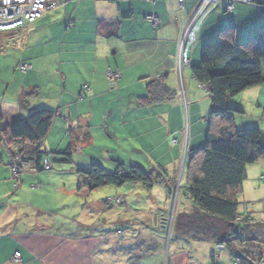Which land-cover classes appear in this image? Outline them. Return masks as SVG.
Wrapping results in <instances>:
<instances>
[{
	"label": "crops",
	"instance_id": "crops-1",
	"mask_svg": "<svg viewBox=\"0 0 264 264\" xmlns=\"http://www.w3.org/2000/svg\"><path fill=\"white\" fill-rule=\"evenodd\" d=\"M257 1L264 5V0ZM196 3L66 0L25 30L0 32V161L8 152L2 149L1 133L8 134L14 120L38 109L56 113L41 143L42 151L62 153L74 147L72 164H58L56 171L27 169L17 182L8 170L0 171V264H15V253L20 254L19 264H200L174 239L173 248L169 246L172 251L164 258L161 243L159 250L155 252L156 245L151 252L145 241L134 243L137 236L133 243L147 246L142 251L134 250L137 253L130 256L109 254L105 236L86 233V214L81 212L74 221L65 214L71 215L72 195L81 197L76 187L81 180L78 171L92 163L141 166L138 163L144 161L159 175L179 166L188 150L202 145L211 101L193 79L191 67L199 63L202 46L221 30L233 29L237 43L254 38L264 29V11L236 4L227 15L225 0L212 3L196 25V43L184 45L182 57L189 65L179 73L178 49ZM151 15L160 19L156 29L146 20ZM20 64L30 65L31 70L20 73ZM109 69L121 73L114 87L106 78ZM157 79L165 82L174 97L154 105L141 104L147 83ZM263 85L235 97L230 106L243 111V99L263 102ZM243 115L244 111L236 120ZM262 169L264 163H258L246 170V178ZM70 183H76V188ZM244 184L248 194L249 184ZM172 193L168 189V197ZM261 196L262 192L250 193L243 198ZM89 203L97 208L98 202ZM85 205L88 201L81 207ZM150 220L158 225L157 218Z\"/></svg>",
	"mask_w": 264,
	"mask_h": 264
},
{
	"label": "trees",
	"instance_id": "trees-1",
	"mask_svg": "<svg viewBox=\"0 0 264 264\" xmlns=\"http://www.w3.org/2000/svg\"><path fill=\"white\" fill-rule=\"evenodd\" d=\"M191 73L207 91L211 111L206 119L204 143L184 154L183 172L192 212L172 218L174 240L186 244L208 243L212 246V264L217 263L216 245L224 246V253L232 261L238 260V264H256V260L263 264L264 222L245 225L237 224L236 219L243 215L238 197L243 191L246 168L264 160V131L256 127L236 128V117L243 111L231 107L230 101L264 84V29L245 43L234 40L233 29L221 30L214 40L202 46L200 61L191 67ZM146 92L140 99L141 104L154 105L174 97L162 79L147 83ZM55 116L50 110H34L28 117L14 120L8 134L1 133V146L9 152L10 162L13 147L21 157L15 182L27 169L51 172L55 164H72L74 147L71 145L62 153H52L55 156L41 149ZM56 157L59 160L56 161ZM46 159L52 165L49 171L43 167ZM78 175L81 178L78 193L84 190L91 193L107 186L122 188L140 184L152 189L166 185L165 173L157 175L137 164L116 163L115 169L107 172L99 163H92L87 170H79Z\"/></svg>",
	"mask_w": 264,
	"mask_h": 264
},
{
	"label": "rangeland",
	"instance_id": "rangeland-1",
	"mask_svg": "<svg viewBox=\"0 0 264 264\" xmlns=\"http://www.w3.org/2000/svg\"><path fill=\"white\" fill-rule=\"evenodd\" d=\"M225 14L228 15V13ZM241 106L244 111V115L237 118L236 128L246 129L256 127L264 131V101L252 103V101L243 99ZM185 128L186 134L187 126H185ZM205 129L207 130L206 122ZM205 135L206 131L204 134L203 143L205 140ZM8 154L9 152H5L4 159H2V162L0 161V171L8 170L11 175L9 159L10 155ZM99 162V164L107 172H112L115 169V165L112 166L110 164L102 163V161ZM261 162L264 163V160L247 166L248 168H246V170L255 169L258 166V163ZM182 163L183 162L181 161L179 166L176 165L177 167L174 166L169 168L168 172L165 173L166 184L168 185L165 186L167 189L164 186L160 188L158 185L154 186L153 189H146L145 187L138 184L136 187L126 185L122 188L107 186L96 189L91 193H88L86 190H84L81 193V197L76 193L72 195L69 206L71 215H69L70 213H68V211L65 214L73 221L76 220L77 215H80L81 212H83V215L86 214L84 217L85 221L88 223L86 233L91 235L96 234V232H100V235L105 236V251L109 254H119L122 256L129 254L130 256V254L142 251L146 244L144 243L141 246L136 245L145 241L147 245H149L148 248L151 252L154 251L156 245L158 246L156 247L155 252L159 250L160 244L158 243H161L163 251L162 258H164L165 253L168 254V252L172 251L169 249V246L171 245V248H173L172 243L174 241L172 240L174 239V230L171 232L172 218H176L179 214L192 212L191 201L187 196L185 186L186 175L181 169ZM138 164H140V167H142L144 170L151 171V167L148 165V163L143 161L142 163ZM57 166L58 165L55 164V169L53 171L57 170ZM125 166L130 165L125 164ZM154 168L158 169V167ZM263 176L264 169H262L256 176L251 175L248 177L247 174V178L243 182V191L238 197V202L241 203L240 211L242 210V206L244 204H249L251 208L250 212L255 214L256 223L264 222ZM172 182H174V187L172 186L170 188L169 184ZM244 183H246V185L249 184L248 188L246 187L249 191V195L250 193L257 194L262 192V196L256 200L244 199L243 196L248 195L246 189L244 190ZM70 184L73 187L76 186V183ZM67 188H69V186ZM168 189H171L173 192L171 197L169 195L170 198L167 195ZM116 190L117 193L115 192ZM90 200L98 202L97 208L91 207L89 205ZM86 201H88V205L81 207V205H83ZM152 216L157 218L158 225L152 220L147 221V219L152 218ZM97 219L98 223L95 224L94 222ZM161 221L162 223L164 222L163 228H161L162 225H160ZM120 222L123 223V225H121ZM96 225L99 226L96 228ZM142 225H144V227H142ZM141 232L144 234H140ZM157 232L159 233L157 234ZM137 233L139 234L137 235ZM136 236L137 238L135 240L138 239L137 241L133 240V238ZM160 236L163 237L164 240L157 239ZM133 241H135L134 243L136 245L133 243ZM134 245L136 246L135 249H133ZM180 247L188 252L193 258H196L200 264H212V261L210 260L212 247L208 243H181ZM134 250H137V252ZM226 256V253H222L220 260H218L216 264H229L228 258ZM202 261H204V263H201ZM256 264H260V261L256 260Z\"/></svg>",
	"mask_w": 264,
	"mask_h": 264
},
{
	"label": "built area",
	"instance_id": "built-area-1",
	"mask_svg": "<svg viewBox=\"0 0 264 264\" xmlns=\"http://www.w3.org/2000/svg\"><path fill=\"white\" fill-rule=\"evenodd\" d=\"M179 5H183L185 0H176ZM221 0H197L194 12L189 18L186 27L183 32V36L179 45L178 55L176 58L177 69L180 73L183 66H188L189 61L182 57L183 48L186 43L195 44L197 41V31L195 30L197 23L201 20L207 8L212 3H219ZM227 5L225 7V12L232 14L235 11L236 4H244L256 8L263 9L264 5L254 4L252 0H225ZM66 0H0V32H9L14 30H25L29 26L35 24L37 21L41 20L44 15L57 7L64 4ZM264 16V12H263ZM153 28L160 26L161 22L159 17L156 15H151L146 18ZM18 70L21 73H25L31 70V66L28 64H20ZM106 78L109 84L114 87L116 83L121 80V73L119 71L108 70L106 72ZM175 142V141H173ZM14 155L12 156L10 162V170L12 178L17 180L19 176V164L21 161L20 155H18V149L16 147L12 148ZM186 154V153H185ZM43 167L46 171H49L52 167L49 159L43 161ZM264 179V176L262 177ZM249 204H244L242 206L243 215L236 219L237 224L253 225L256 222L255 214L250 212ZM252 213V214H251ZM215 259L218 261L220 254L225 252V248L222 245H216L214 248ZM12 262L19 264L21 262V257L19 253H15L12 257ZM229 264H238L239 261H232L228 257ZM264 264V260L262 262Z\"/></svg>",
	"mask_w": 264,
	"mask_h": 264
},
{
	"label": "bare ground",
	"instance_id": "bare-ground-1",
	"mask_svg": "<svg viewBox=\"0 0 264 264\" xmlns=\"http://www.w3.org/2000/svg\"><path fill=\"white\" fill-rule=\"evenodd\" d=\"M185 55V54H184Z\"/></svg>",
	"mask_w": 264,
	"mask_h": 264
}]
</instances>
